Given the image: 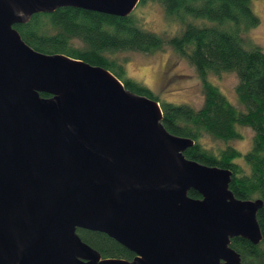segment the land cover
Here are the masks:
<instances>
[{
	"label": "water",
	"instance_id": "1",
	"mask_svg": "<svg viewBox=\"0 0 264 264\" xmlns=\"http://www.w3.org/2000/svg\"><path fill=\"white\" fill-rule=\"evenodd\" d=\"M139 1L0 0V264H242L231 240L261 242L263 202L187 159L194 141L164 128L158 102L14 29L61 8L125 18ZM77 230L135 257L103 259Z\"/></svg>",
	"mask_w": 264,
	"mask_h": 264
},
{
	"label": "trees",
	"instance_id": "2",
	"mask_svg": "<svg viewBox=\"0 0 264 264\" xmlns=\"http://www.w3.org/2000/svg\"><path fill=\"white\" fill-rule=\"evenodd\" d=\"M163 6L169 24L178 32L172 36L146 31L133 14L125 18L61 8L51 14L34 15L29 23L14 29L33 50L43 54H63L110 71L137 95L159 103L162 125L172 135L194 141L184 156L208 167L232 173L229 190L242 201L261 200L257 213L262 240L252 245L240 238L230 247L242 264H264V52L251 46L245 35L259 19L251 9L254 0H157ZM144 0H140L143 3ZM171 49L192 66L202 84L203 105L195 110L188 105L159 102L152 91L126 74L125 61L117 53L154 54ZM233 73L239 109L208 78ZM47 97L46 95H41ZM250 128L252 146L243 155L245 166L236 161L242 154L227 145L218 151L201 146L208 136L229 144L240 139L238 129ZM188 196L199 198L190 191ZM82 242L103 259L130 260L133 255L106 235L76 231Z\"/></svg>",
	"mask_w": 264,
	"mask_h": 264
},
{
	"label": "rangeland",
	"instance_id": "3",
	"mask_svg": "<svg viewBox=\"0 0 264 264\" xmlns=\"http://www.w3.org/2000/svg\"><path fill=\"white\" fill-rule=\"evenodd\" d=\"M251 9L258 17L259 23L245 35L246 41L264 52V0L252 1ZM132 14L146 31L167 37L178 32L177 23L169 24L163 6L157 0H144L143 3L138 4ZM115 56L118 61H125L126 74L133 81L150 89L159 102L188 105L195 110L202 107L204 101L202 84L194 68L171 49L165 48L152 55L125 52L117 53ZM208 80L239 109L235 92L238 81L233 73L211 75ZM238 132L240 139L229 144L208 136H203L200 144L213 151L230 145L242 154L236 162L245 166L243 155L250 150L254 134L250 128L244 127H240Z\"/></svg>",
	"mask_w": 264,
	"mask_h": 264
},
{
	"label": "flooded vegetation",
	"instance_id": "4",
	"mask_svg": "<svg viewBox=\"0 0 264 264\" xmlns=\"http://www.w3.org/2000/svg\"><path fill=\"white\" fill-rule=\"evenodd\" d=\"M194 192V191H193ZM196 193V192H195ZM197 195H198V193H196ZM199 196V195H198ZM191 198V197H190ZM193 199H200V196H199V198H193ZM131 253V252H130ZM132 254V253H131ZM133 255V258L135 257V255L134 254H132ZM132 258V259H133ZM132 259H130V260H132Z\"/></svg>",
	"mask_w": 264,
	"mask_h": 264
}]
</instances>
